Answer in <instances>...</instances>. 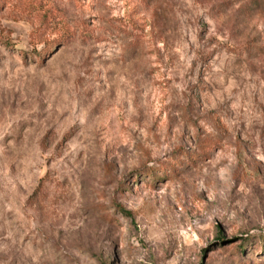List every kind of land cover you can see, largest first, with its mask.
<instances>
[{"label":"rangeland","instance_id":"374dc122","mask_svg":"<svg viewBox=\"0 0 264 264\" xmlns=\"http://www.w3.org/2000/svg\"><path fill=\"white\" fill-rule=\"evenodd\" d=\"M0 264H264V0H0Z\"/></svg>","mask_w":264,"mask_h":264},{"label":"trees","instance_id":"16d2710c","mask_svg":"<svg viewBox=\"0 0 264 264\" xmlns=\"http://www.w3.org/2000/svg\"><path fill=\"white\" fill-rule=\"evenodd\" d=\"M52 8H49V9H47L45 12H44V14L41 16V18H40V20H41V24L42 25H44V24H52L51 22H52V19L54 18V15H52ZM48 14H51L50 16H48ZM65 26V31H64V33H63V35H62V38H68V36H69V27H67L66 25H64ZM84 34V33H83ZM2 40V42H3V44H5L6 46H12L11 45V43L9 42V40L8 39H1ZM38 54H40L39 52H37ZM22 54V53H21ZM23 55L25 56L26 55V52H23ZM212 145L211 144H203L202 145V147L205 149H208V148H210ZM205 149V150H206ZM179 154L180 155H182V156H185L186 158H187V160L188 161H194V160H196L197 159V157L199 156V155H204V154H190V153H188V152H186L185 150H183V149H180L179 150ZM179 154H176V159L175 160H180L179 158ZM175 160H173V161H171L172 163V168L174 167V163H175ZM154 169H152L151 167H146L142 172H146V173H148V172H151V171H153Z\"/></svg>","mask_w":264,"mask_h":264}]
</instances>
